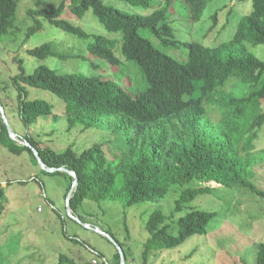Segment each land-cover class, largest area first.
<instances>
[{
	"label": "trees",
	"instance_id": "16d2710c",
	"mask_svg": "<svg viewBox=\"0 0 264 264\" xmlns=\"http://www.w3.org/2000/svg\"><path fill=\"white\" fill-rule=\"evenodd\" d=\"M122 1L150 6V0ZM182 1L189 9L191 21L196 22L210 0ZM17 2L0 0V37L14 24ZM173 2L161 0L147 14L121 10L112 0H61L54 9L28 11L35 21L30 32L41 28L34 15H43L50 24L87 39V50L113 66L122 60L133 61L145 80L142 90L132 94L101 75L60 73L46 65H38L25 74L21 59L20 72L10 79L17 91V114L26 128L24 134L16 135L18 139L26 140L37 150L45 167H65L77 175L68 200L74 214L85 199L120 200L129 206L162 199L173 188H180L170 214L155 209L144 223L148 232L143 243L144 264L151 249L177 247L193 235L207 233L217 212L192 207L190 203L198 195L219 186H237L264 198V190L252 179L253 167L264 162V148L255 150L254 144L264 124V61L247 48V44H264V0H251V11L239 18L229 39L216 45L186 42L185 60L161 51L139 32L144 29L163 43L177 44L169 20ZM65 6L78 16L91 10L107 31L119 36L109 39L86 32L61 17ZM27 53L38 58L64 55L55 52L50 42L27 49ZM25 85L46 89L64 101L66 131L106 125L111 132L124 135V149L114 152L103 142H94L80 152L73 150L72 145L58 151L41 143L30 127L39 117L52 114V104L27 98ZM239 85H245L247 92L238 94L234 87ZM3 110L5 113L4 107ZM112 136L109 140L117 138ZM0 145L13 154L28 151L37 162L29 146L9 137L1 117ZM48 173L67 177L63 194L66 198L72 176L59 170ZM193 181L202 184L185 186ZM2 193L0 187V196ZM183 209L186 213L174 219L175 213ZM173 223L176 233L170 231ZM257 249L255 264H264V243L259 242ZM116 256L119 264V254ZM64 259L72 263L60 255L57 264H64Z\"/></svg>",
	"mask_w": 264,
	"mask_h": 264
},
{
	"label": "rangeland",
	"instance_id": "374dc122",
	"mask_svg": "<svg viewBox=\"0 0 264 264\" xmlns=\"http://www.w3.org/2000/svg\"><path fill=\"white\" fill-rule=\"evenodd\" d=\"M60 1L18 0L14 24L0 37V102L9 126L16 135L26 132L17 114V91L10 80L20 72L18 59L22 60L25 74L32 72L38 65H46L60 73L101 75L132 94L146 86L133 61L122 60L119 65L113 66L87 50V39L50 24L43 15H34L41 23V28L29 31L35 22L32 15L28 14L30 9L51 10ZM160 1L150 0V6L146 8L138 3L112 0L121 10L144 14L150 13L152 7ZM251 9V0H210L200 19L193 22L187 5L182 0H174L169 8V20L177 44L163 43L158 36L144 29H139V32L161 51L185 60L188 52L186 42L216 45L229 39L239 18ZM61 17L79 25L88 33L101 34L109 39L119 36L118 33L107 31L91 10L78 16L65 6ZM45 42H50L55 52L64 55L38 58L27 53V49ZM247 48L264 61V44H247ZM116 49L118 56V46ZM25 87L27 98H39L52 104V114L39 117L30 127L31 133L37 134L41 143L58 151L72 145L73 150L80 152L94 142H103L114 152L124 149V135L111 132L106 125L66 131L64 101L46 89L30 85ZM234 89L238 94L247 92L245 85ZM261 107L264 111V99ZM112 135L117 138L109 140L114 138ZM254 144L255 150L264 148V124ZM252 179L258 188L264 190V162L253 167ZM67 184L68 179L63 174L43 171L28 151L13 154L0 145V187L3 188L0 196V264H57L60 255L72 260L69 263L64 259V264H92V259H96L97 264H118L116 253L119 254V264H144L143 243L148 237L144 223L155 209L170 214L180 190L175 187L162 199L129 206L120 200L96 202L85 199L77 214L73 213L79 217V220H75L66 210L63 194ZM200 184L202 182L193 181L185 186L195 187ZM190 205L217 212V216L207 226V233L193 235L177 247L151 249L145 264H255L257 245L259 242L264 243V198L241 187L219 186L210 193L198 195ZM186 211L183 209L175 213L174 219ZM85 223H89L90 227H85ZM95 226L120 243L124 254H120L107 236L95 231ZM170 231L176 233L174 223ZM87 246L93 248L99 256L90 252Z\"/></svg>",
	"mask_w": 264,
	"mask_h": 264
},
{
	"label": "water",
	"instance_id": "95a60500",
	"mask_svg": "<svg viewBox=\"0 0 264 264\" xmlns=\"http://www.w3.org/2000/svg\"><path fill=\"white\" fill-rule=\"evenodd\" d=\"M0 117L2 119V121L4 122L6 128H7V131H8V135L10 138L12 139H15V140H18L19 142H21L22 144H25L27 146L30 147V149L32 150L34 156L36 157L37 159V162L40 166L41 169H44L45 171L47 172H51V171H55V170H59V171H63V172H66L68 173L69 175L72 176L73 180H72V184H71V189L68 191L67 193V196H66V210L68 212V214L73 217L75 220H79L77 216L73 215V213L71 212L69 206H68V200L70 199V196H71V192H72V189L76 186L77 184V175L74 171H70L68 170L67 168L65 167H61V168H48V167H45V165L43 164L42 160L40 159L39 157V154L37 152V150L31 146L26 140H20L18 139V137L16 136V134L12 131L11 127L9 126V123L7 121V118H6V115L4 113V110H3V107L1 106V103H0ZM85 227H88V224L85 223L84 224ZM95 231H98L99 233H102L104 234L105 236H107L110 240H112V242L115 244V246L118 248L120 254H122V251L120 249V246L119 244L117 243V241H115L108 233L102 231L101 229H98V228H94ZM121 264H123V262H121Z\"/></svg>",
	"mask_w": 264,
	"mask_h": 264
},
{
	"label": "built area",
	"instance_id": "2783aa9c",
	"mask_svg": "<svg viewBox=\"0 0 264 264\" xmlns=\"http://www.w3.org/2000/svg\"><path fill=\"white\" fill-rule=\"evenodd\" d=\"M88 249H89L90 252H93L96 256L98 255L97 252H95L94 249H92L90 247ZM91 262H92V264H97V260L96 259H92Z\"/></svg>",
	"mask_w": 264,
	"mask_h": 264
},
{
	"label": "clouds",
	"instance_id": "9594fccd",
	"mask_svg": "<svg viewBox=\"0 0 264 264\" xmlns=\"http://www.w3.org/2000/svg\"><path fill=\"white\" fill-rule=\"evenodd\" d=\"M72 212V211H71ZM73 213V212H72ZM78 217V216H77ZM88 224V223H87ZM88 227H90V225L88 224ZM94 228H98L97 226H95ZM99 229V228H98ZM87 248H89V246H87ZM91 248V247H90ZM93 249V248H92ZM98 254V253H97ZM99 256V254L97 255Z\"/></svg>",
	"mask_w": 264,
	"mask_h": 264
},
{
	"label": "crops",
	"instance_id": "0c3cea01",
	"mask_svg": "<svg viewBox=\"0 0 264 264\" xmlns=\"http://www.w3.org/2000/svg\"><path fill=\"white\" fill-rule=\"evenodd\" d=\"M89 224V223H88Z\"/></svg>",
	"mask_w": 264,
	"mask_h": 264
}]
</instances>
